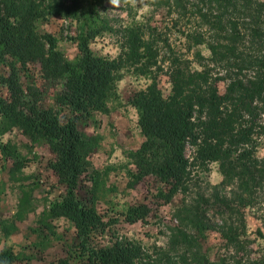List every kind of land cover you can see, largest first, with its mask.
<instances>
[{"label":"trees","instance_id":"trees-1","mask_svg":"<svg viewBox=\"0 0 264 264\" xmlns=\"http://www.w3.org/2000/svg\"><path fill=\"white\" fill-rule=\"evenodd\" d=\"M82 1L0 0V64L8 66L0 73V157L10 161L9 177L15 178L28 157L3 135L18 128L32 143L45 142L51 152L46 165L55 174L58 192L37 220L50 225L47 220L63 217L75 232L69 247L73 256L48 264H74L71 258L79 255L87 264H139L142 257L141 244L126 237L94 242L93 235L105 231L112 217L104 218L97 209L99 187L82 180L92 167L90 154L99 136L80 124L95 111L108 110L117 70L128 62L150 77L127 98L137 109L143 137L128 153L134 169L126 186L146 189L142 200L113 220L145 221L153 209L186 192L213 161L223 184L236 182V205L255 206L258 212V198L264 199V154L258 153L264 142V0H138L171 15L178 38L151 21L114 28L105 14L81 10ZM50 15L77 23L71 35L77 46L73 57L58 46L54 33L39 29ZM191 17L197 22L194 28L187 24ZM108 31L121 39L114 57L90 45ZM163 76L171 84L166 94ZM190 205L221 214L232 204L214 193L197 194ZM15 229L3 222L0 241ZM220 232L227 244L245 251V223ZM256 235L264 241L260 228ZM22 255L12 244L0 246V264H13Z\"/></svg>","mask_w":264,"mask_h":264},{"label":"rangeland","instance_id":"rangeland-1","mask_svg":"<svg viewBox=\"0 0 264 264\" xmlns=\"http://www.w3.org/2000/svg\"><path fill=\"white\" fill-rule=\"evenodd\" d=\"M130 6L126 8L122 1L119 7H114L109 0H83L81 10L86 14L93 10L105 14L114 28L133 20L151 21L159 24L162 30L166 29L170 36L178 38L171 15L165 17L160 8L144 2L139 4L138 0ZM185 20L186 15L181 18L182 22ZM187 24L194 28L197 22L191 17ZM76 25L69 18L50 15L39 23V29L54 33L58 46L68 57H73L77 46L71 35ZM120 40L119 33L108 31L93 39L90 45L96 52L114 57L121 51ZM199 47L208 53L205 45ZM128 63L117 70L107 101L108 110L95 111L92 119L80 124L87 132L99 136L98 145L90 154L92 167L82 176L83 184L99 187L97 209L104 218L112 217L105 231L93 235L94 242L108 244L115 237L136 241L143 248L139 264H264V241L256 235L257 228L264 231V199L258 198V212L255 206L243 208L236 205V182H221L223 176L217 161L211 162L208 170L195 176L186 192L176 193L169 202L153 209L145 221L127 222L121 217L113 220L129 204L142 200L145 194L142 190L146 189L142 185L141 189L126 186L128 174L134 169L128 153L139 145L143 137L137 123V109L127 98L134 90L144 87L150 77L138 74ZM7 68L6 64H0V73L6 72ZM162 78V92L166 94L171 84L164 76ZM46 100L49 101L47 97ZM3 139L15 142L28 161L19 173H15V178H10V161L0 157V236L3 235V222L16 226L11 234L2 237L0 246L12 244L16 251L24 253L13 264H48L51 260L70 255L69 247L75 234L72 224L63 217L47 220L50 225L37 220L47 200L58 192L55 174L46 165L47 158L51 156L47 144L32 143L18 128L6 132ZM258 149L259 154H264V142ZM187 154H191L190 147ZM214 193L231 202L229 211L221 214L213 212V209L201 212L190 205L197 194L210 197ZM21 203L28 209H23L19 205ZM17 212L20 216L15 215ZM243 223L246 224V233L242 235L247 238L245 251L235 250L225 242L220 229L229 225L241 227ZM71 260L74 264H87L80 255Z\"/></svg>","mask_w":264,"mask_h":264},{"label":"clouds","instance_id":"clouds-1","mask_svg":"<svg viewBox=\"0 0 264 264\" xmlns=\"http://www.w3.org/2000/svg\"><path fill=\"white\" fill-rule=\"evenodd\" d=\"M125 4L131 3L135 5L136 0H123ZM109 3L114 7H119L121 5V0H109Z\"/></svg>","mask_w":264,"mask_h":264}]
</instances>
